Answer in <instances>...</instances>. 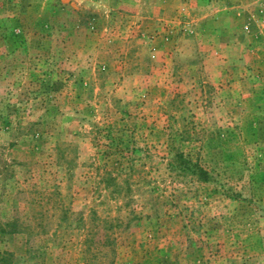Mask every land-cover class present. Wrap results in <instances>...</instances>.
<instances>
[{
  "label": "rangeland",
  "instance_id": "obj_1",
  "mask_svg": "<svg viewBox=\"0 0 264 264\" xmlns=\"http://www.w3.org/2000/svg\"><path fill=\"white\" fill-rule=\"evenodd\" d=\"M2 257L264 264V0H0Z\"/></svg>",
  "mask_w": 264,
  "mask_h": 264
},
{
  "label": "trees",
  "instance_id": "obj_2",
  "mask_svg": "<svg viewBox=\"0 0 264 264\" xmlns=\"http://www.w3.org/2000/svg\"><path fill=\"white\" fill-rule=\"evenodd\" d=\"M181 160V164L184 166L185 170H192V174L196 175L197 180L199 181H207L209 179V176L206 171H204L201 167H199L197 164H193L191 161H188L182 157V155L179 157ZM8 256V255H7ZM9 258L8 257H2L0 259V264H6L8 263Z\"/></svg>",
  "mask_w": 264,
  "mask_h": 264
}]
</instances>
